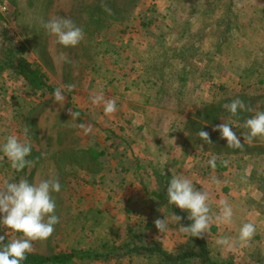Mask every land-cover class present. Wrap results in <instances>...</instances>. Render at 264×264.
I'll use <instances>...</instances> for the list:
<instances>
[{
	"label": "rangeland",
	"instance_id": "374dc122",
	"mask_svg": "<svg viewBox=\"0 0 264 264\" xmlns=\"http://www.w3.org/2000/svg\"><path fill=\"white\" fill-rule=\"evenodd\" d=\"M6 3L8 11L0 15V39L5 34L12 37L65 97L61 105L54 101V92H34L24 79L0 70V143L13 134L24 139L23 130L28 129L33 166L23 174L11 169L6 158L0 159V186L4 180L22 178L39 182L53 173L61 184V191L53 193L59 223L47 240L33 242L32 253L82 254L65 264H131L126 258H115L125 250L116 251V247L126 241L118 231L117 218L101 201L107 197L106 190L84 170L96 174L108 167L101 157L107 149L105 140L123 139L119 126L130 119V112L118 107L119 102L135 101L132 95L122 94L127 89H144L143 102L159 107L145 113L158 132L163 131L164 119L178 115L189 128L191 142H202L198 133L207 131L211 143H204L223 155L220 164H237L243 193L229 204L234 219L251 211L256 233L247 249L252 256L249 264H264V137L249 142L244 127L246 119L264 111V0ZM59 17L70 18L83 29L84 39L78 46L64 48L44 28L45 22ZM101 91L105 99L116 100L117 110L111 115L104 114L103 105L91 103L90 97ZM237 98L249 110L232 117L223 105ZM71 112L79 117L72 119ZM224 122L233 126L241 148L228 147L226 139L213 131ZM81 124L91 126V133L85 135ZM59 150L62 159L57 161L54 154ZM118 152L111 148L112 154ZM256 174L261 178H255ZM4 232L8 241L21 237L0 225V234ZM206 242L213 259H228L216 255L215 247Z\"/></svg>",
	"mask_w": 264,
	"mask_h": 264
},
{
	"label": "crops",
	"instance_id": "0c3cea01",
	"mask_svg": "<svg viewBox=\"0 0 264 264\" xmlns=\"http://www.w3.org/2000/svg\"><path fill=\"white\" fill-rule=\"evenodd\" d=\"M131 95L135 97V101L119 100L121 102L118 106L124 107L125 112H130V119L125 118L119 126L125 136L115 142L105 140L107 149L101 152V157L107 162L108 167L96 174L84 170L88 177L95 176L97 185H103L101 190H106L107 197L101 201L111 210V215L117 218L116 225L119 233L123 235L122 239L130 243V246L135 243L157 242L169 253L178 252L189 245L188 234L179 230V226H186L183 218L178 223L173 219L175 215L181 216L180 213H184L186 217L188 214L169 204L167 195L163 193L172 176L182 175L191 179L197 190H204L209 194L210 215L213 219L208 234L205 233L202 237L215 247L214 253L219 257L234 258L233 261L236 263L239 260L244 261V264L252 262V256L247 252L250 242L241 243L238 240L240 225L253 220L251 211L238 216L237 219L233 218L231 224L220 223L215 219L220 211L218 207L220 200L224 199L229 203L230 200H238L239 194L243 193L238 179L237 164L223 166L219 160L223 156L221 153L208 149L203 140L191 142L185 122L178 115L174 120L164 119L163 131L158 132L150 125L145 113L159 107L143 102L144 89H127L126 94H122L125 98ZM113 147L119 152L112 154ZM57 152L54 157L60 161L61 150ZM40 155L42 154L39 153V159H42ZM213 156L216 158L215 169L207 166V161ZM27 159L30 160V156ZM30 169H33L32 165L27 166L23 174ZM213 177L220 183H213ZM163 218L168 221L169 227L160 233L154 222ZM261 235L264 236L263 233ZM221 237L228 238L229 244L218 245L217 240ZM261 239L264 240L263 237ZM115 256L119 258L118 260L126 258L131 264L133 262L146 264L142 255L119 253ZM194 262L191 264H195Z\"/></svg>",
	"mask_w": 264,
	"mask_h": 264
},
{
	"label": "clouds",
	"instance_id": "9594fccd",
	"mask_svg": "<svg viewBox=\"0 0 264 264\" xmlns=\"http://www.w3.org/2000/svg\"><path fill=\"white\" fill-rule=\"evenodd\" d=\"M110 11V10H109ZM47 32L56 38V41L64 48L76 47L84 39V32L70 18L59 17L48 20L44 23ZM72 90V86H68ZM53 99L63 105L65 99L61 89L57 88L53 93ZM91 103L94 106L103 105L105 115H111L117 110V103L114 99H105L103 92L93 94ZM223 107L232 117H237L240 112L248 111L245 103L239 98L226 103ZM72 119L79 117L78 112H71ZM84 134L91 133V126L80 125ZM244 127L248 130L247 140L250 142L256 137H264V111H258L244 121ZM233 126L228 123L216 125L213 131H218L222 139H226L230 148H241L242 142L237 134L232 130ZM201 140L211 143L210 134L200 130L198 133ZM244 138V134L241 133ZM21 139L18 135H8L3 143H0V159L6 158L10 162L11 169L21 172L32 161L28 160L32 153V144L28 137V129L23 130ZM207 166L215 169L216 158L213 156L207 161ZM213 183L219 184V180L212 178ZM61 191V184L51 174L48 179L39 182H30L27 179H20L12 182L4 180L0 186V225L4 229L20 233L21 237L8 241L7 235L0 234V264H23L27 256L33 252V242L47 240L55 231V226L59 223L56 215V200L53 193ZM167 201L176 208L187 212V218L191 221L188 226H179L183 233L193 237H201L209 230L213 217L210 215L209 194L204 190H197L194 182L182 175H175L168 181ZM219 214L215 219L224 224L233 222V208L227 200H220ZM175 223L182 217L174 216ZM159 232L168 229V221L157 219L155 222ZM256 233V225L253 222H243L238 231V240L241 243L250 241ZM7 238V239H6ZM7 241V242H5ZM217 244L225 246L229 244L226 237L217 240Z\"/></svg>",
	"mask_w": 264,
	"mask_h": 264
},
{
	"label": "trees",
	"instance_id": "16d2710c",
	"mask_svg": "<svg viewBox=\"0 0 264 264\" xmlns=\"http://www.w3.org/2000/svg\"><path fill=\"white\" fill-rule=\"evenodd\" d=\"M114 14H112V17ZM24 48L15 44L12 37L5 35L0 39V70H10V73L17 78H22L26 84L34 92L38 90H46L53 93L56 88L49 83L47 75L42 71L41 67L34 65L23 55ZM206 106V105H205ZM202 106L201 108L205 107ZM211 107L216 109V105L212 104ZM199 115V112L196 113ZM193 120H188V123ZM200 125V124H198ZM189 129V128H187ZM189 137V135H188ZM25 171L22 170L20 173ZM264 176V170L262 173ZM261 178V175H255V178ZM264 182V180H263ZM167 188H164L163 193L167 195ZM186 226L191 224V221L184 213H180ZM189 245H186L178 252L169 253L165 251L157 242L152 243H138L130 246V243L123 242L120 246L116 247V251L120 250L121 254H136L142 255L146 264H189L196 261L199 264H238L228 258L222 262L213 259L210 256L206 240L201 237H193L188 234ZM118 254V253H117ZM80 252H59L50 255H41L38 253H31L23 264H65L76 257H81Z\"/></svg>",
	"mask_w": 264,
	"mask_h": 264
},
{
	"label": "built area",
	"instance_id": "2783aa9c",
	"mask_svg": "<svg viewBox=\"0 0 264 264\" xmlns=\"http://www.w3.org/2000/svg\"><path fill=\"white\" fill-rule=\"evenodd\" d=\"M8 11V5L6 0H0V15L5 14Z\"/></svg>",
	"mask_w": 264,
	"mask_h": 264
}]
</instances>
